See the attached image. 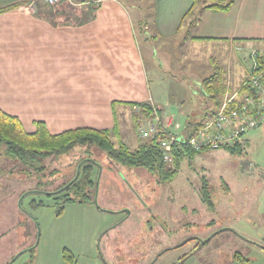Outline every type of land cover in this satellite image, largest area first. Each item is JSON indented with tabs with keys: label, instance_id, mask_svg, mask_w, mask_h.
Masks as SVG:
<instances>
[{
	"label": "rangeland",
	"instance_id": "1",
	"mask_svg": "<svg viewBox=\"0 0 264 264\" xmlns=\"http://www.w3.org/2000/svg\"><path fill=\"white\" fill-rule=\"evenodd\" d=\"M96 4L97 0H76V5L51 8L48 18L58 21L62 14L75 18L72 22L90 18ZM183 38L149 46L147 69L149 77L154 66L163 74L157 80L150 77L154 88L159 82L163 102L178 86L189 90L204 71L210 77L223 70L222 87L229 75L226 59L223 63L213 56L212 65H207L206 55L212 51L202 49L194 57ZM229 67L238 81L245 76L240 64L232 62ZM188 94L185 105L191 106ZM180 119L184 123L185 118ZM122 125L125 136L134 135L128 117ZM135 135L142 140L136 130ZM246 137L239 152L224 148L185 152L175 166L168 164L176 171L173 180L117 163L94 146L47 157L40 171L0 158V264H172L189 253L183 264H264L260 248L264 247V123ZM89 165L95 188L85 187L90 202L79 203L87 199L80 191L82 170ZM75 180V188L56 193ZM67 194L73 202H65ZM122 212L130 215L126 222ZM225 228L261 246L224 230L194 251L190 242L160 255L184 239H204ZM233 255L249 262H233Z\"/></svg>",
	"mask_w": 264,
	"mask_h": 264
},
{
	"label": "crops",
	"instance_id": "2",
	"mask_svg": "<svg viewBox=\"0 0 264 264\" xmlns=\"http://www.w3.org/2000/svg\"><path fill=\"white\" fill-rule=\"evenodd\" d=\"M31 1L0 0V111L16 117L28 133L35 122L44 123L52 135L112 131L117 123L120 139L134 149L140 139L131 105L148 103L159 117L181 124L202 122L219 109L227 77L230 92L244 80L231 76L230 63L240 64L245 75L243 58L252 50L264 53V0H235L228 11H205L196 23L197 8L186 15L193 0H97L93 17L85 22H72L75 18L67 14L55 21L48 18L50 7L34 8ZM182 35L194 57L202 49L212 51L207 65L213 56L227 60L221 97H212L204 86L206 71L189 90L178 86L167 95L165 105V97L158 96L162 89L159 82L154 88L150 77L157 80L162 72L154 66L149 77V46L175 42ZM185 93L193 99L191 106L185 105ZM127 117L134 135L125 136L122 122ZM122 213L126 222L130 215Z\"/></svg>",
	"mask_w": 264,
	"mask_h": 264
},
{
	"label": "trees",
	"instance_id": "3",
	"mask_svg": "<svg viewBox=\"0 0 264 264\" xmlns=\"http://www.w3.org/2000/svg\"><path fill=\"white\" fill-rule=\"evenodd\" d=\"M235 0H193L192 6L188 14H193L196 8L195 18L193 23H196L199 16L205 11L226 12L228 11ZM48 7V6H47ZM91 17H93L91 15ZM88 17L81 21L87 20ZM256 74L264 75V53H260L258 58V68ZM219 75V76H218ZM220 73L215 72L210 77H207L203 84L207 87L208 91L217 98L224 91L225 86L219 84ZM202 84V85H203ZM221 97V96H220ZM134 106L139 108L136 113L133 111ZM132 107V120L134 128L141 125L142 120H147L153 117L154 110L148 103L133 104ZM157 113V111H156ZM158 114V113H157ZM193 130V127L201 125L199 123L184 124ZM35 130L28 133L24 130L22 123L14 116L8 115L0 111V158H12L21 164L33 167L34 170L40 171L43 169L41 161L52 155H61L77 146L87 147L94 146L102 153H106L109 159L116 161L122 165L134 168H143L147 171L157 173L163 178L173 180L176 171L168 164L164 163L159 149V143L164 135L158 131L153 137L149 139L139 140L136 148L131 149L124 142L121 141L118 132L117 123L112 131L107 130H94V129H77L62 132L56 135L49 133L46 125L41 122L34 123ZM115 138L117 143L114 144L112 139ZM239 152L241 146L233 148H224ZM185 152H194L187 147L175 145L173 148V161L175 166L176 160ZM111 157V158H110ZM92 165L83 168L82 180L84 187L80 193L85 196L84 200H79V203H88V193L86 188H95L96 182L90 180ZM76 180L72 183L65 184L56 193L68 191L75 188ZM78 190H80L78 188ZM73 194H75V191ZM55 193V194H56ZM65 202H73L74 199L65 195ZM95 204V203H94Z\"/></svg>",
	"mask_w": 264,
	"mask_h": 264
},
{
	"label": "built area",
	"instance_id": "4",
	"mask_svg": "<svg viewBox=\"0 0 264 264\" xmlns=\"http://www.w3.org/2000/svg\"><path fill=\"white\" fill-rule=\"evenodd\" d=\"M57 8L64 4L76 5V0H32L34 3ZM260 53L252 50L243 62L246 73L240 86L229 91L227 77L226 93L219 109L200 126L193 130L181 123L174 122L170 117L161 118L156 112L153 117L142 120L136 132L142 140L153 137L158 131L164 135L159 143L162 160L166 164L173 161L175 145L187 147L194 152L213 148H233L242 146L247 140L249 131L258 129L264 123V75L256 74ZM134 112L139 108L134 106Z\"/></svg>",
	"mask_w": 264,
	"mask_h": 264
},
{
	"label": "flooded vegetation",
	"instance_id": "5",
	"mask_svg": "<svg viewBox=\"0 0 264 264\" xmlns=\"http://www.w3.org/2000/svg\"><path fill=\"white\" fill-rule=\"evenodd\" d=\"M211 205V204H210ZM224 230H229V232L231 233V234H234L236 237H239V238H241L242 240H246L247 242H249V244L250 245H252V246H261V245H256L254 242H252V241H250V240H248V239H246V238H244L243 236H241L236 230H234V229H230V228H225V229H220L219 231H217L216 233H214V234H212V235H210L209 237H208V235H207V237H205L204 239H200V236L198 237V236H192V237H189V238H187L186 240H185V243L184 244H180V245H178L177 246V248H179V247H181V246H183V245H186V244H189L190 242H193L194 243V245H193V247H192V250L191 251H194L195 249H197L198 247H201V246H203V245H205L213 236H215L216 234H218L219 232H221V231H224ZM251 247V246H250ZM260 248H262V250H264V247L263 246H261ZM174 249H176L175 247H172V248H166V251H163V252H161V256L162 255H164V254H166L168 251H170V250H174ZM190 257V253L189 254H187V255H183L182 257H180L177 261H175V262H177V263H175V264H183L188 258ZM233 257H234V260L235 261H233V262H249L247 259H244V258H240V259H238L237 258V256L236 255H233ZM247 260V261H246Z\"/></svg>",
	"mask_w": 264,
	"mask_h": 264
}]
</instances>
